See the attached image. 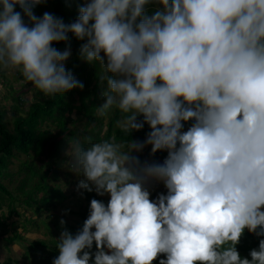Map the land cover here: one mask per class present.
I'll return each mask as SVG.
<instances>
[{"label":"clouds","instance_id":"1","mask_svg":"<svg viewBox=\"0 0 264 264\" xmlns=\"http://www.w3.org/2000/svg\"><path fill=\"white\" fill-rule=\"evenodd\" d=\"M44 2L0 0V68L46 97L83 88L71 46H54L72 33L107 81L97 112L119 110L130 134L151 128L69 140L78 189L110 200L92 198L83 227L61 232L53 264H264V0H158L151 15L152 0H87L70 23L37 15ZM146 144L168 152L162 163L133 155ZM150 180L167 193L150 199ZM246 228L262 237L251 259L236 247Z\"/></svg>","mask_w":264,"mask_h":264},{"label":"rangeland","instance_id":"2","mask_svg":"<svg viewBox=\"0 0 264 264\" xmlns=\"http://www.w3.org/2000/svg\"><path fill=\"white\" fill-rule=\"evenodd\" d=\"M83 2L85 4L87 0H83ZM156 7L159 8L162 5L158 3ZM77 51V48L71 50L70 57L65 61L66 67L69 68L68 64L75 62L79 71H82L80 67L85 66L83 73H77V78H82L83 82L89 74L96 73L92 78L91 85L84 90L90 95V100L87 101L88 107H91L90 103L93 100H97L98 107L106 101L103 92L107 88V81L101 78V68L96 69L94 63L88 64L80 54L76 58ZM0 84L3 85V88H0V110L4 115L7 130L11 133L15 132V120L19 116H27L30 105L38 101L45 102L49 98L44 96L31 82L26 81L19 70L0 68ZM74 99L77 102H73V104L80 106L79 97L75 95ZM71 100V98L68 99L69 102ZM116 114L120 115L117 109H113L106 115H100L96 110L95 116L98 121L89 123L88 118L76 109L72 112H65L64 119L69 133L58 137L57 141H64L65 145L60 153L51 160L47 158L48 146L40 156H36L34 151L25 155L21 151L14 150L6 175L1 180L14 197L15 209L12 212L13 207L7 200L0 207V264H36V261L41 257V262L54 259L59 255L57 245L61 232L65 228L71 231L67 225L83 227L89 215L90 205L85 194L86 190L77 187L80 179L84 177L74 172L69 165L71 160L67 152L69 140L77 138L87 144L88 137L96 138L95 140L106 139L108 123ZM142 118V115L138 117V119ZM101 122H103L102 130H100ZM147 128H150V125L145 123L144 128L138 130L139 136L135 140H145L144 134ZM41 131L57 136L60 128L54 121L49 120L41 126ZM70 132L73 134L71 135ZM151 148V145L146 144L142 151L134 152L133 155L139 156L142 163L156 161ZM31 169L37 173L36 176L33 175ZM35 186L41 188L37 193L32 192ZM146 186L151 193L150 199L153 200H156L160 193H164L166 188L162 181L155 180L148 181ZM56 191L57 193H55ZM45 196L50 198L47 204L42 203ZM99 196L103 201L110 200V194ZM30 197H34V199L30 200ZM29 200L30 204L27 203ZM62 219L66 223L62 224ZM16 234L22 235L24 240H14L13 243H9V239ZM38 242L47 243L46 249L41 248L36 250V253L28 254L27 246ZM95 248L93 245V253ZM106 251L111 252L107 248ZM164 257L166 258V254Z\"/></svg>","mask_w":264,"mask_h":264},{"label":"trees","instance_id":"3","mask_svg":"<svg viewBox=\"0 0 264 264\" xmlns=\"http://www.w3.org/2000/svg\"><path fill=\"white\" fill-rule=\"evenodd\" d=\"M158 0H152V2L146 7V13L151 15L157 9ZM84 4L83 0H45L44 3L39 4L35 7L34 11L37 15L43 14L45 11H50L55 13L57 16L63 17L65 22L70 23L77 19L79 15V7ZM16 10H21L20 6H16ZM26 22L27 18L25 17ZM85 43V41L79 40L75 37L74 34L69 33V40L68 41H61L55 42L54 46L59 48L60 50H64L69 45L71 46V50L73 48H77L76 58L80 54L81 45ZM77 60V59H76ZM88 64H92L87 61ZM96 65V69L100 68L98 62L94 63ZM68 69L71 70L74 75L77 77V73L81 74L85 71V66H81L79 68L77 63H69ZM96 73L89 74L87 79L83 82L82 78H79L83 82V88H76L73 89L64 95H56L49 97L45 102L38 101L30 105L27 111V116L22 117L19 116L15 120V132L11 133L7 130V126L4 121V115L0 110V207L9 201L10 205L13 207L12 212L14 211V197L12 193H10L7 188L2 184L1 180L6 175V170L8 169L9 160L13 157L14 150L21 151L25 155H29L31 151L36 153V156L42 155L44 149L48 146V159H53L56 157L61 149H63L65 143L64 141L58 142L57 139L60 135L65 133H69L67 128V123L64 119L65 112H72L76 109L78 112L83 113L87 118L88 122L92 123L94 121H98L95 116L96 108H97V100L91 101V107H88L87 101L90 100V95L84 90V88L88 87L92 83V78L95 76ZM75 95L79 97V102L81 103L80 106L74 105L73 102H77L74 99ZM71 98L72 100L69 102L68 99ZM23 103V102H21ZM89 104V103H88ZM120 115L116 114L113 119L110 120L108 123V131L106 134V139H110L115 137L116 140L119 141H130L131 138L135 140L136 137L139 136V131L134 130L131 134L125 132L121 128L117 127L116 121L119 119ZM49 120L54 121L60 128V131L57 136L52 135L48 132H42L41 126L48 122ZM191 122H185V129L187 130L188 126H190ZM101 127L100 130L103 128V122L100 123ZM151 131V128H147L145 130V136ZM71 133V132H70ZM73 133H71L72 135ZM94 141L96 138H92ZM100 140V139H97ZM50 143V144H49ZM49 144V145H48ZM168 152L165 150H160L154 153L155 159L158 162H163L164 159L167 157ZM32 170V169H31ZM33 175L36 176L37 173L32 170ZM23 188L25 186H22ZM39 186H35L32 189V192L37 193L40 191ZM57 193V191L55 192ZM165 194L167 193V188H165ZM87 201L90 205L92 198H96L102 200L99 194L95 191L85 192ZM108 194V193H107ZM32 196V195H31ZM34 197H30V200H33ZM7 200V201H6ZM30 200L27 201L30 204ZM50 198L44 197L42 199L43 204L49 203ZM108 201L105 203L107 204ZM71 232L75 234L81 228H77L71 225H67ZM262 237L257 236L255 233L250 232L247 228L244 231V234L241 236L240 242L236 245L237 250L241 254V257H247L251 259L250 252L253 248L259 247V241ZM14 240H24L22 235L16 234L13 238L9 239V243H13ZM95 245V243H94ZM47 247V243L45 242H38L34 243L30 246H27L26 252L28 254L36 253V250L41 248ZM96 247V246H95ZM165 254L161 253L158 254V257L153 261V264H159L160 258L164 257ZM42 258V257H41ZM41 258L36 261V264H53V259H47L44 262H41ZM46 259V257L44 256Z\"/></svg>","mask_w":264,"mask_h":264},{"label":"crops","instance_id":"4","mask_svg":"<svg viewBox=\"0 0 264 264\" xmlns=\"http://www.w3.org/2000/svg\"><path fill=\"white\" fill-rule=\"evenodd\" d=\"M156 160V159H155ZM102 199V198H101ZM103 200V199H102ZM104 202H106V201H104Z\"/></svg>","mask_w":264,"mask_h":264}]
</instances>
